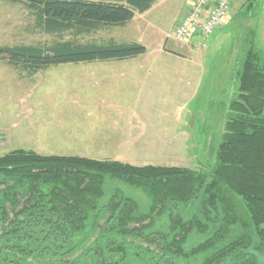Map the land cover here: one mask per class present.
I'll list each match as a JSON object with an SVG mask.
<instances>
[{"label":"trees","instance_id":"16d2710c","mask_svg":"<svg viewBox=\"0 0 264 264\" xmlns=\"http://www.w3.org/2000/svg\"><path fill=\"white\" fill-rule=\"evenodd\" d=\"M11 1L30 11L36 30L69 34L0 47L4 63L35 73L139 56L145 47L137 42L78 38L125 26L157 0ZM240 59L237 95L206 172L21 148L0 154V264H71L76 254L77 264H261L264 52L250 43ZM122 187L141 192L145 206Z\"/></svg>","mask_w":264,"mask_h":264},{"label":"rangeland","instance_id":"374dc122","mask_svg":"<svg viewBox=\"0 0 264 264\" xmlns=\"http://www.w3.org/2000/svg\"><path fill=\"white\" fill-rule=\"evenodd\" d=\"M191 2L161 0L137 25L78 38H112L145 47L123 62L62 63L27 73L0 59V154L21 148L42 156L122 157L134 166L210 170L227 105L237 95L240 58L250 43L264 52V0L232 5L231 21L225 23V18L209 37L193 34L187 41L175 40L173 26ZM32 21L22 3L0 0V47L69 37L40 32ZM100 141L112 149L78 150ZM122 189L147 203L141 192ZM256 255L264 263V250ZM77 260L76 254L69 263Z\"/></svg>","mask_w":264,"mask_h":264},{"label":"built area","instance_id":"2783aa9c","mask_svg":"<svg viewBox=\"0 0 264 264\" xmlns=\"http://www.w3.org/2000/svg\"><path fill=\"white\" fill-rule=\"evenodd\" d=\"M233 1L192 0L187 12L173 26L172 38L187 41L193 34L211 36L224 19L231 16Z\"/></svg>","mask_w":264,"mask_h":264},{"label":"crops","instance_id":"0c3cea01","mask_svg":"<svg viewBox=\"0 0 264 264\" xmlns=\"http://www.w3.org/2000/svg\"><path fill=\"white\" fill-rule=\"evenodd\" d=\"M159 1H161V0H157V1H155L153 4H152V7L149 9V10H147V11H145V12H143V13H141V14H135L134 15V18L130 21V23L131 22H135V24L137 25V21H138V19H143V17L144 16H146V15H148L150 12H152V10H153V8L156 6V4H157V2H159ZM240 0H235L234 1V3H233V6H234V8H235V6H237L238 5V2H239ZM191 4H189V6H190ZM189 8V7H188ZM188 8H187V10H188ZM187 10L185 11V13L187 12ZM232 17V14H231V16L230 17H227L226 19H225V21H223V24H225V23H228V21H231V18ZM225 22V23H224ZM129 23V24H130ZM121 62H123L124 60H120ZM120 61H117V63H119ZM106 141H104L103 143H105ZM101 141L100 142H98L97 144H95V146H92V147H89V148H79L78 150L79 151H89V150H99V151H101V150H105V149H112V148H110L109 146H103L102 144H103ZM72 151H74V150H72ZM114 160H118V161H120V162H122V163H124V162H126V163H129V164H132V163H134V162H129V161H126V160H123V158L122 157H115L114 158Z\"/></svg>","mask_w":264,"mask_h":264}]
</instances>
